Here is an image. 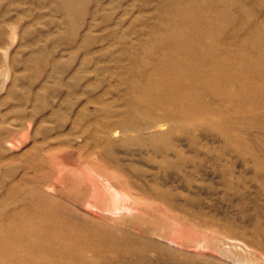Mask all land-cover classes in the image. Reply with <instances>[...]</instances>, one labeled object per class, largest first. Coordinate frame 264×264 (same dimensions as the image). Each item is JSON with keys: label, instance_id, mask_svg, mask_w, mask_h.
<instances>
[{"label": "rangeland", "instance_id": "374dc122", "mask_svg": "<svg viewBox=\"0 0 264 264\" xmlns=\"http://www.w3.org/2000/svg\"><path fill=\"white\" fill-rule=\"evenodd\" d=\"M66 1L0 0V239L55 210L82 264H264V95L234 59L264 56V0ZM184 1L207 25L193 101L145 103Z\"/></svg>", "mask_w": 264, "mask_h": 264}, {"label": "bare ground", "instance_id": "6f19581e", "mask_svg": "<svg viewBox=\"0 0 264 264\" xmlns=\"http://www.w3.org/2000/svg\"><path fill=\"white\" fill-rule=\"evenodd\" d=\"M76 2L77 0H67L64 3L69 13L75 9ZM184 2L182 5H173V8H169L170 11H167L165 15L167 17L166 25H164L165 35L159 42V45L165 48L156 53L152 71H147V62L143 68L136 71L139 76L142 75V80L147 81L153 88L152 92L144 91L145 103L154 105L158 99H162L168 102L166 106L171 109V105L181 103L182 106H188V103L193 101L190 100L191 94L188 88L181 84L179 76L184 74L191 80L202 73L201 67L192 68L189 58L193 54L202 56V50L199 47V43L203 40L201 30L207 31V25L200 16V7ZM260 46H263L264 55V40L260 42ZM234 59L237 65L240 64L236 75L238 80L240 77L243 81L245 91L264 95V79L261 82H251L248 79L250 75L263 76L264 56L257 60L258 64H255L253 69L250 68L254 65L250 64L249 57L236 55ZM9 93L12 95V92ZM175 112L176 115H182L185 109L179 107ZM28 207L30 209V206ZM24 214L28 215V212ZM29 214L31 217L25 218L24 224L20 227H11V233L9 232L11 240L0 239V264H24L22 261L27 260L21 256L24 251L36 255L33 256V261L37 264H82L80 259L82 254L77 251V237H73V232L71 233V229L67 226L70 224L65 222L66 220L58 211L46 210ZM34 218L42 220L37 227L33 225ZM31 237L36 240L35 243L30 242ZM45 253L53 257L46 260Z\"/></svg>", "mask_w": 264, "mask_h": 264}]
</instances>
